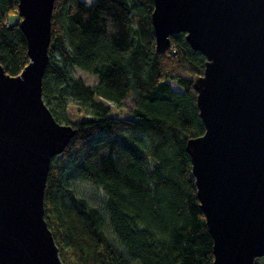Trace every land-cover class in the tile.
I'll use <instances>...</instances> for the list:
<instances>
[{"label":"trees","instance_id":"1","mask_svg":"<svg viewBox=\"0 0 264 264\" xmlns=\"http://www.w3.org/2000/svg\"><path fill=\"white\" fill-rule=\"evenodd\" d=\"M54 1L42 98L57 122L75 128L51 159L44 192L62 262L213 264L187 152L206 130L194 86L207 58L183 32L157 50L153 0ZM18 8V0H0V64L11 77L30 61ZM77 68L96 86L76 78ZM132 94V117L110 115L107 101L121 108ZM70 103L88 117L69 118ZM85 185L94 205L77 192Z\"/></svg>","mask_w":264,"mask_h":264},{"label":"water","instance_id":"2","mask_svg":"<svg viewBox=\"0 0 264 264\" xmlns=\"http://www.w3.org/2000/svg\"><path fill=\"white\" fill-rule=\"evenodd\" d=\"M157 50L185 33L207 58L194 89L205 134L187 142L213 264L264 258V0H153ZM29 64H0V264H64L45 220L51 159L75 128L42 98L54 0H18Z\"/></svg>","mask_w":264,"mask_h":264},{"label":"rangeland","instance_id":"3","mask_svg":"<svg viewBox=\"0 0 264 264\" xmlns=\"http://www.w3.org/2000/svg\"><path fill=\"white\" fill-rule=\"evenodd\" d=\"M82 1H86L88 4L93 3L95 0H82ZM16 16L15 15H11L10 16V20H15ZM73 75L77 78H81L84 83L86 85H91V86H96L97 84V78L91 74H87L85 72H83L80 69H75L73 71ZM171 86L173 89L181 91L182 89L178 86V84L176 83V81L174 82H170ZM134 94L128 96L125 100L122 101L121 103V108H118L116 105H114V103L112 102H108L107 104L111 107V113L110 115L112 116H117V117H132L133 115L131 114L132 109L134 108ZM79 108L77 105H75L74 103H70L68 105V110L67 113L69 115V118H71L74 121L79 120V118L81 117H88L87 113L85 111H81V113H79ZM77 192L79 193L80 198H84L88 201V203H92L94 205V203L92 202V199L94 198L95 195V191L92 190L89 186H80L77 190ZM114 243H116L115 240H113ZM260 262V264H264V258H257L256 262Z\"/></svg>","mask_w":264,"mask_h":264}]
</instances>
